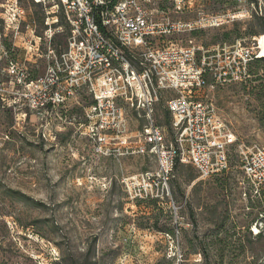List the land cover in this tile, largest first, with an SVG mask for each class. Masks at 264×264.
<instances>
[{
  "label": "rangeland",
  "instance_id": "1",
  "mask_svg": "<svg viewBox=\"0 0 264 264\" xmlns=\"http://www.w3.org/2000/svg\"><path fill=\"white\" fill-rule=\"evenodd\" d=\"M14 1L0 0L1 42L33 77L43 75L47 59L37 53L46 45L37 37L45 6L17 0L25 19L18 31L16 23L5 31V8ZM146 8L155 19L223 21L205 20L174 41L215 48L262 35L264 54V0H153ZM64 40L59 35L57 43ZM6 66L0 58V264H264V233L254 232L264 230V203L244 195L235 147L227 174L202 178L193 165L179 164L171 180L174 204L132 199L122 177L155 169V160L97 153L69 112L45 117L23 105L3 74ZM249 70L246 80L200 92L246 149L264 147V60L251 62ZM155 117L169 126L162 105ZM143 123L135 114L129 119L131 129Z\"/></svg>",
  "mask_w": 264,
  "mask_h": 264
},
{
  "label": "built area",
  "instance_id": "2",
  "mask_svg": "<svg viewBox=\"0 0 264 264\" xmlns=\"http://www.w3.org/2000/svg\"><path fill=\"white\" fill-rule=\"evenodd\" d=\"M34 1L46 11L37 37L46 45L45 52L37 53L47 59L43 75L33 77L25 62L10 57L0 30V58L7 59L3 74L23 105L45 117L69 112L70 122L86 129L83 133L101 155L152 157L155 169L121 179L132 199L174 204L171 180L178 164L193 165L202 178L227 174L234 167L229 151L235 147L248 189L244 195L264 203V147L246 149L214 103L200 95L208 86L250 77L251 62L264 57L260 38L215 48L191 39L174 41L175 35L204 26L205 20L211 25L223 21L155 19L146 8L153 0ZM17 4L15 0L5 8V31L14 23L18 31L25 19ZM28 28L37 31L30 24ZM63 34L65 40L58 44ZM159 105L170 116L171 133L156 120ZM132 114L143 125L131 129Z\"/></svg>",
  "mask_w": 264,
  "mask_h": 264
},
{
  "label": "trees",
  "instance_id": "3",
  "mask_svg": "<svg viewBox=\"0 0 264 264\" xmlns=\"http://www.w3.org/2000/svg\"><path fill=\"white\" fill-rule=\"evenodd\" d=\"M196 31V30H195ZM195 31H193V32H195ZM192 32V33H193ZM262 60H264V57H262V58H258V59H255L253 62H255V61H262ZM252 62V63H253ZM249 72H250V74H251V70H249ZM181 164V163H180ZM179 165V164H178ZM178 165L176 166V169H177V167H178ZM176 169H175V171H176ZM150 204H154V205H160L156 200H147ZM140 202H146V201H140ZM263 220H264V218H263ZM264 233V230L262 229L256 236H260V235H262Z\"/></svg>",
  "mask_w": 264,
  "mask_h": 264
},
{
  "label": "bare ground",
  "instance_id": "4",
  "mask_svg": "<svg viewBox=\"0 0 264 264\" xmlns=\"http://www.w3.org/2000/svg\"><path fill=\"white\" fill-rule=\"evenodd\" d=\"M259 38H261V36Z\"/></svg>",
  "mask_w": 264,
  "mask_h": 264
}]
</instances>
